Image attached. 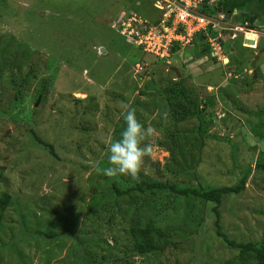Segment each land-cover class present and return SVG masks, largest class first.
<instances>
[{
    "label": "rangeland",
    "instance_id": "374dc122",
    "mask_svg": "<svg viewBox=\"0 0 264 264\" xmlns=\"http://www.w3.org/2000/svg\"><path fill=\"white\" fill-rule=\"evenodd\" d=\"M161 3L0 0V192L12 201L0 223V264H224L236 256L215 235L213 204L166 194L127 204L112 194L113 183L133 181L103 174L106 141L126 127L125 105L154 130L139 180L224 188L249 168L243 192L222 201L220 228L237 243L264 241V172L255 169L264 157V22L250 25L246 13L232 20L243 32L230 46L221 37L225 67L205 42L157 60L129 33L154 28ZM175 81L201 108L208 134L228 141L200 142L196 119L172 116L165 91ZM148 220L163 233V251L138 255L130 228Z\"/></svg>",
    "mask_w": 264,
    "mask_h": 264
},
{
    "label": "trees",
    "instance_id": "16d2710c",
    "mask_svg": "<svg viewBox=\"0 0 264 264\" xmlns=\"http://www.w3.org/2000/svg\"><path fill=\"white\" fill-rule=\"evenodd\" d=\"M220 6L222 13L225 16L236 15L234 18L236 23L240 19L242 13H246L248 16V23L252 25L256 20L264 22V0H221L215 7L210 9L202 8L200 13L205 15H215L217 8ZM247 19V18H245ZM234 22V23H235ZM214 34L213 32H209ZM202 39L194 40L193 45L198 48V45L202 43ZM206 45V44H205ZM208 48V46L206 45ZM209 50V48H208ZM176 76V75H175ZM165 95H168V100L172 103L175 112L172 114L174 118L180 122L185 121L189 118L196 119L198 122L196 133L200 142L206 140H217V141H228L225 136L222 138L212 136L208 134L209 123L205 120L203 112L199 105L189 99L185 94L181 81H175L171 88L165 91ZM262 120V119H261ZM42 145H44L42 143ZM49 149L50 153L53 154V148L49 145H44ZM255 169L264 172V157L259 159L255 164ZM251 170L248 168L240 176L236 184L232 187L214 188L205 186L200 189L189 186L181 185H167L159 180H138V181H127L125 188L119 187L116 183L111 185L112 194L116 199L124 200L127 204L132 202V199L136 196H153L157 194H166L183 199H194L201 203L213 204L212 212L214 214V231L217 238L221 240L224 245L235 251L237 254L235 257L229 259L224 264H264V241L258 243H237L221 231L220 228V207L224 197L226 196H238L240 195L245 184L250 177ZM2 180V170L0 169V181ZM131 198V199H130ZM12 205L11 197L6 192H0V223L5 211ZM130 237L134 242V252L138 255L151 252L163 251L162 237L163 233L154 227L151 220L147 221L145 226H140L135 223L130 228Z\"/></svg>",
    "mask_w": 264,
    "mask_h": 264
},
{
    "label": "built area",
    "instance_id": "2783aa9c",
    "mask_svg": "<svg viewBox=\"0 0 264 264\" xmlns=\"http://www.w3.org/2000/svg\"><path fill=\"white\" fill-rule=\"evenodd\" d=\"M220 0H159L163 7L160 21L150 28L147 25L140 27V32L130 30V40L145 54L154 56L157 60H167L175 53V49L193 46L194 40L202 39L209 48L210 57L220 66H227V53L224 48L226 37L236 32H243L240 26L230 25L223 14L205 15L200 9L215 7ZM136 23V19L132 18ZM145 22H141L143 24ZM131 29V26H130ZM147 32L142 35V30ZM213 30L222 31L214 33ZM213 35L217 37H211ZM250 32V31H249ZM245 34V33H244ZM137 72L141 70L136 67Z\"/></svg>",
    "mask_w": 264,
    "mask_h": 264
},
{
    "label": "clouds",
    "instance_id": "9594fccd",
    "mask_svg": "<svg viewBox=\"0 0 264 264\" xmlns=\"http://www.w3.org/2000/svg\"><path fill=\"white\" fill-rule=\"evenodd\" d=\"M124 107L126 111L122 113V118L126 127L119 139L109 137L106 141L109 166L103 169V174L109 178L129 176L133 181H138L147 151L143 143L146 136L154 130L144 127L137 119L134 109L128 105Z\"/></svg>",
    "mask_w": 264,
    "mask_h": 264
},
{
    "label": "water",
    "instance_id": "95a60500",
    "mask_svg": "<svg viewBox=\"0 0 264 264\" xmlns=\"http://www.w3.org/2000/svg\"><path fill=\"white\" fill-rule=\"evenodd\" d=\"M222 13V10L220 8V6H218L217 8V14H221ZM226 20L229 21L230 20V16H226ZM214 33H221L222 34V31H219V30H213ZM229 35H232L231 32L229 33ZM102 53H104V50H100ZM257 58H255L256 60ZM170 70L176 75V78L179 79L180 78V75L178 73V70H176L175 68H170Z\"/></svg>",
    "mask_w": 264,
    "mask_h": 264
},
{
    "label": "flooded vegetation",
    "instance_id": "af4514ba",
    "mask_svg": "<svg viewBox=\"0 0 264 264\" xmlns=\"http://www.w3.org/2000/svg\"><path fill=\"white\" fill-rule=\"evenodd\" d=\"M242 14H244V13H242ZM229 16H230V15H229ZM234 18H236V15H234V17L230 16V20L228 21V23H229L230 25L238 26L237 24H235L234 22H232V20H234ZM256 21H258V20H256ZM256 21H255V22H256ZM245 24H247V23H245ZM247 34H251L252 36H255L253 33H247ZM255 37H256V36H255ZM227 38H228V40H229V45H228V46H230V42L232 43V42L235 40L236 36H235L234 34H232V35H227ZM253 49H254V48H253ZM263 51H264V48L261 49V52H263ZM255 58H257V56H256Z\"/></svg>",
    "mask_w": 264,
    "mask_h": 264
},
{
    "label": "bare ground",
    "instance_id": "6f19581e",
    "mask_svg": "<svg viewBox=\"0 0 264 264\" xmlns=\"http://www.w3.org/2000/svg\"><path fill=\"white\" fill-rule=\"evenodd\" d=\"M247 33H245V35H246ZM255 36H256V34L255 33H253Z\"/></svg>",
    "mask_w": 264,
    "mask_h": 264
},
{
    "label": "crops",
    "instance_id": "0c3cea01",
    "mask_svg": "<svg viewBox=\"0 0 264 264\" xmlns=\"http://www.w3.org/2000/svg\"><path fill=\"white\" fill-rule=\"evenodd\" d=\"M249 41H251V40H249Z\"/></svg>",
    "mask_w": 264,
    "mask_h": 264
}]
</instances>
